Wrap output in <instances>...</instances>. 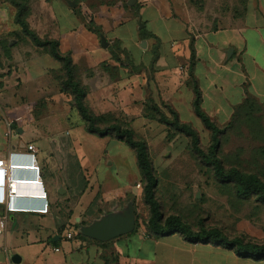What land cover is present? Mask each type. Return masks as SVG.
I'll use <instances>...</instances> for the list:
<instances>
[{
    "label": "crops",
    "instance_id": "obj_1",
    "mask_svg": "<svg viewBox=\"0 0 264 264\" xmlns=\"http://www.w3.org/2000/svg\"><path fill=\"white\" fill-rule=\"evenodd\" d=\"M187 3L137 0L136 13L109 38L110 44L117 43L128 58L131 68L123 66L120 57L110 59L115 76L106 72L104 84H99L93 96L107 111L130 117L128 125L145 140L138 127H149L156 119L148 103L158 106L162 100L171 103L183 122L191 123L181 118L183 108L196 114L189 74L191 45L195 49L193 72L202 92L201 106L212 119L219 124L228 123L248 96L264 102V0H242L239 14L227 16L224 25L205 30L197 28V20L192 18ZM126 39L131 43H126ZM43 52L7 51L5 60L9 59L13 66H8L12 71L2 75L5 102L54 104L64 100V93L53 76L59 61ZM134 66L141 70H134ZM109 93L113 94L112 98L107 97ZM58 105L66 114L74 109L68 101ZM0 115L3 117L0 118V158L38 166L37 178L41 180L38 185L19 189V192L29 189L38 194L32 198L17 197V204L25 207L23 210L10 212L0 205L3 229L0 264H242L250 259L213 242H190L179 232L157 235L148 230L146 233L139 226L135 231L105 241L84 235L82 226L108 214L122 213L130 203L134 205V193L138 189L132 168L124 166L131 173L125 180L118 181L110 171L101 176V164L110 159L91 163L90 148L84 143L74 145V140L80 141L79 129L84 132V127L67 129L66 139H62L66 135L62 128H42L22 134L23 129L14 135L8 122L11 117ZM31 143L35 148L33 153L27 148ZM32 174L23 170L15 173L18 177ZM44 192L46 196L40 195ZM124 201L128 203L124 205ZM46 204L47 212L33 209ZM69 233L71 237L67 236ZM15 255L20 260L14 261Z\"/></svg>",
    "mask_w": 264,
    "mask_h": 264
},
{
    "label": "rangeland",
    "instance_id": "obj_2",
    "mask_svg": "<svg viewBox=\"0 0 264 264\" xmlns=\"http://www.w3.org/2000/svg\"><path fill=\"white\" fill-rule=\"evenodd\" d=\"M70 1L75 2L76 5H72ZM128 1L0 0V113L11 117L8 122L14 135H19V127L24 129L22 134L42 128H62L64 135L67 129L84 127V132L79 129L80 141L74 140L75 147L83 143L89 147L88 158L91 163L101 158L115 162L114 165H109L108 161L101 164V176L105 171H110L113 178L116 177L118 181L125 180L131 173L124 166L128 165L130 170L132 168L138 189V192L134 193L135 217L139 228L147 233L150 207L144 201L145 182L139 179L140 170L136 152L125 142L117 139L114 134L101 136L97 132L88 130L86 122L74 106L72 94L63 86L66 74L62 62L59 61V67L54 69L53 76L57 79L59 89L64 93L62 102L66 104L68 101L74 108L67 114L58 105L62 102L54 104L10 102L12 100L5 102L2 94L4 92L2 75L12 71L8 66H13L9 59L5 60L9 49H22L27 52L35 49L50 54L48 49L37 46L16 21L17 12L23 7V17L31 28L42 38L59 40L61 51L71 55L75 77L86 90V102L98 117L97 125L106 127L117 122L124 126L128 125L130 117L117 111H107L106 107L103 108L101 102H96L98 99L93 96L99 84H104L106 72L115 76L113 72L115 66L111 64L110 59L120 57L121 64L131 68L130 61L119 50L117 43L110 44L109 39L118 26L136 13V4L130 5ZM184 1L188 2L192 18L197 20L196 26L199 30L224 25L223 19L242 11V0ZM103 35L109 42L107 47L102 45ZM126 43L131 42L126 39ZM133 68L141 70V67ZM105 95L107 96L103 94ZM112 95L109 93L107 97L112 98ZM159 103L161 104L159 106L153 105L152 102L148 103L156 119L149 127L140 126L138 130L148 141L159 180L156 197L165 217L178 215L190 223L194 230L219 227L230 237L238 236L248 241L264 243V200L257 193L249 196L240 195L234 181H224L216 175L215 162L204 156L212 144V132L199 116L190 114L184 108L181 109V118L191 122L189 124L198 132L199 141L196 144L187 133L160 121L162 111L168 112L172 120L170 107L173 105L165 103L164 100ZM90 104H94V107ZM0 118L3 117L0 115ZM219 126L224 131L220 135L221 142L217 157L223 167L226 170L236 168L245 175L257 174L264 183V102L249 98L238 108L231 121ZM66 137L67 134L62 139ZM68 141L69 144L72 143L70 138ZM104 149L108 151L105 154ZM77 157L78 151L75 153V158ZM122 161L127 163L120 164ZM124 203L126 205L128 202L124 201ZM136 236L134 232V239ZM249 263L264 264V260L255 261L250 258L242 264Z\"/></svg>",
    "mask_w": 264,
    "mask_h": 264
},
{
    "label": "trees",
    "instance_id": "obj_3",
    "mask_svg": "<svg viewBox=\"0 0 264 264\" xmlns=\"http://www.w3.org/2000/svg\"><path fill=\"white\" fill-rule=\"evenodd\" d=\"M23 11L24 8L21 7L16 14V21L22 26L24 33L29 36L37 46L48 49L50 54L55 59L62 62V66L66 74V79L63 82V86L72 94L74 106L82 119L86 122L88 130L91 132H97L101 136L114 134L117 139L125 142L128 146L135 150L137 164L141 173V180L145 182L143 187L144 201L150 207V216L147 222L149 230L157 235L179 232L183 234L190 242H213L229 249H233L235 253L241 258L264 260V243L248 241L245 238L238 236L230 237L219 227L194 230L190 223L184 221L178 215H169L165 217L161 204L156 197V189L159 180L150 155L148 142L144 138L138 137L135 134L134 129L129 125L124 126L120 122L113 123L106 127H100L97 125L98 117L86 102V90L82 86L81 82L75 77L71 55L69 53L64 54L61 51L59 47V40L49 37L42 38L33 28H31L28 21L23 17ZM142 32L145 35L147 34L145 29H142ZM195 63V49L193 45H191L189 74L195 93L193 106L196 114L203 121L204 125L212 132V144L208 153H205L204 156L207 159H213L215 162V173L220 179L224 181H234L236 183L237 191L240 195L249 196L251 194L257 193L261 196L262 200H264V183L257 174L245 175L236 168L226 170L223 167L220 159L217 157V150L221 142L220 135L224 129L221 128L217 121L212 119V117L208 115V113L205 112L201 106L202 92L199 87L198 80L193 72ZM249 98L254 97L248 96L244 103ZM244 103L239 105L236 108V111ZM170 113L172 120H170V116H168L165 112H160V121L187 133L192 137L194 143L198 144L199 138L197 130L189 123L182 122L179 118L178 112L174 108L170 107ZM137 227L138 222L136 220V228Z\"/></svg>",
    "mask_w": 264,
    "mask_h": 264
},
{
    "label": "built area",
    "instance_id": "obj_4",
    "mask_svg": "<svg viewBox=\"0 0 264 264\" xmlns=\"http://www.w3.org/2000/svg\"><path fill=\"white\" fill-rule=\"evenodd\" d=\"M27 148L29 151H32V153L35 152V148L32 143L28 144ZM19 170L31 171L33 174L32 176L18 177L15 173ZM39 174V167L32 163H15L9 162L5 158H0V205H5L6 209L10 212L23 210L25 207L17 204V197L22 196L25 198H32L36 197L38 194L31 190H27V192H19V189L21 187H32L40 184L41 180L37 178V175ZM40 195L46 196V193H40ZM33 209L43 213L49 210L48 204H46L45 207H37ZM2 230V227H0V233ZM67 236L71 237L72 234L69 233ZM56 250H59V248H56Z\"/></svg>",
    "mask_w": 264,
    "mask_h": 264
},
{
    "label": "water",
    "instance_id": "obj_5",
    "mask_svg": "<svg viewBox=\"0 0 264 264\" xmlns=\"http://www.w3.org/2000/svg\"><path fill=\"white\" fill-rule=\"evenodd\" d=\"M72 5H76L75 2L70 1ZM130 5H135L137 0H129ZM145 44V43H143ZM102 45L107 47L109 42L106 37L102 36ZM19 132L23 131V128H18ZM136 227V217L134 212V205L129 204L128 208L119 214H108L101 219L95 220L89 225H84L81 228V232L89 237L98 240H109L127 233L132 232ZM53 238V240H55ZM19 258V259H18ZM14 261L20 260L18 255L13 258Z\"/></svg>",
    "mask_w": 264,
    "mask_h": 264
},
{
    "label": "bare ground",
    "instance_id": "obj_6",
    "mask_svg": "<svg viewBox=\"0 0 264 264\" xmlns=\"http://www.w3.org/2000/svg\"><path fill=\"white\" fill-rule=\"evenodd\" d=\"M29 190V189H28Z\"/></svg>",
    "mask_w": 264,
    "mask_h": 264
}]
</instances>
